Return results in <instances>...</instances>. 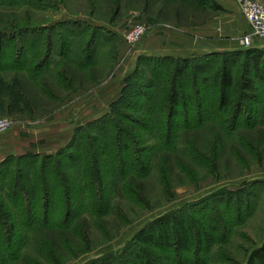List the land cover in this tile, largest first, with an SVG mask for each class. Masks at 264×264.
I'll use <instances>...</instances> for the list:
<instances>
[{"label": "rangeland", "instance_id": "374dc122", "mask_svg": "<svg viewBox=\"0 0 264 264\" xmlns=\"http://www.w3.org/2000/svg\"><path fill=\"white\" fill-rule=\"evenodd\" d=\"M179 1L0 0V19L9 26L4 30L5 40L0 43L3 46L0 59V119H10L12 127L30 119L35 121L44 117L49 121L62 114L67 102L73 103L72 95L76 91L88 86L89 82L81 72L87 71L92 65V83L89 87L96 88L113 77L112 73L123 63L121 56L132 58L126 70V87L136 89L138 86L150 87V84L159 83L167 86V74L162 71L156 74V65L149 60L140 61V58L147 57L143 55L142 47L153 25L151 12L164 10V19L169 20L170 24H161L168 26L159 27L180 29V33L191 36L193 33L189 29L203 27L221 14L213 10L210 4L199 7L193 0ZM258 1L264 4V0ZM177 5H180L179 12L173 11V14L177 20L180 16V24L172 20L169 12L177 10ZM237 5L241 14L240 4ZM15 20L22 21L19 25L21 30L16 31V26H13ZM137 24L145 25L146 31L136 45L130 46L124 36ZM92 32L96 40L93 48L87 45ZM16 34H19V39L12 41L11 38ZM217 35L219 38L224 37V28L218 29ZM242 37L239 36L235 41L238 51L207 60L208 75L221 68L224 60L232 79V86L224 90L227 107L222 113L221 127L215 124L214 118L208 121L205 118L200 126L193 119L190 120V127H186L179 116L172 124L169 122L170 137L164 138L167 108L158 111L159 97H155L153 104L148 103L147 98L153 96L154 91L144 88L141 92L146 95L137 99L136 109L124 110L123 116H112L110 110L107 115L112 116V119L109 118L113 120L112 126L109 120L103 124L105 127L102 124H79L78 118L72 122L77 126L76 129L81 130L74 138L73 131L69 142L72 148L64 147L62 156L55 154L47 162L42 156L35 160L10 157L0 161V204L6 206V213L11 215L16 225L17 239L16 245H12L10 250H1L0 264H46L42 260L45 249L41 243H37L31 229L24 225L28 217L24 211V201L18 202L14 197L15 186L21 189L24 200L27 176L38 184L34 180L41 171V165L48 164L43 168L47 178L57 183L55 195L58 191V197H61L66 184L60 182L66 179L75 181L72 188L83 189L84 175L80 173L91 164L94 153L98 156L97 168L104 171L107 165L110 172H115L110 161L113 154L110 146L113 138L118 136V127L126 129L127 137H119L124 145L121 155L123 160L131 161L130 175L134 186L139 185L141 189L145 206H139L132 197L115 190L109 204L119 207L126 222L120 220L116 211L95 220L97 224H92L94 219L83 214L79 221H86L88 225L82 229L84 233L79 249L64 254L60 263L56 264H96L109 256L113 263H117L120 253L147 224L170 216L184 220L194 218L202 225L219 222L221 230L216 235L218 242L210 253L198 254L196 249L195 254H185V259L181 260L172 253L165 255L166 252L152 249L156 258L165 255L174 264H247L250 254L264 244V63L262 58L253 61L241 50L239 42ZM48 48L52 49V57L46 80L51 81L50 85H46L49 91L45 93L27 76L29 70L45 56ZM87 48L91 51H83ZM85 53L94 56L87 63L83 59L86 58ZM61 54L63 56L60 59ZM62 72L66 75L64 79L61 77ZM155 75H158L157 80ZM244 78L252 82L248 90L240 85ZM178 82L180 84V79ZM126 87L120 99L130 92ZM206 89L209 90L205 94L216 96L213 83H209ZM236 105H241L244 112L234 121L232 109ZM247 112L250 121H247ZM133 156L147 162L148 168L142 174L145 179H140L142 177H139L137 167L132 168ZM31 200L41 209L39 200L35 201V197ZM57 206L60 220L68 218L72 210L67 213L64 205ZM34 216H37L35 212ZM99 226H103L104 233L99 230ZM61 249L63 252L64 249ZM137 251V246H131L125 256L128 258Z\"/></svg>", "mask_w": 264, "mask_h": 264}, {"label": "trees", "instance_id": "16d2710c", "mask_svg": "<svg viewBox=\"0 0 264 264\" xmlns=\"http://www.w3.org/2000/svg\"><path fill=\"white\" fill-rule=\"evenodd\" d=\"M170 1L180 3L179 0ZM193 1H195L199 7H201L200 5L206 6L207 4H210L211 8L216 12H222L221 8L212 0ZM175 9H177V7H175ZM178 12V9L175 10V13ZM20 24H22L21 20L13 21V26H16V31L21 30V27H19ZM8 28L9 26L5 24L2 19H0V43L5 40L6 31L4 30ZM92 31H95V29H92ZM18 35L19 34H16L13 38H11L12 41L19 39ZM95 43V34L92 32L87 45L93 48ZM50 44L51 43L49 42L48 45ZM2 48L3 46L0 44V59L1 55H3ZM83 51L90 52L91 49L89 50V48H87ZM243 52L248 54L253 61H259L260 58H262L263 61H261L264 63V52ZM231 53L232 52L211 53L194 59L140 58V61L149 60L154 63L157 69L155 70L156 74H159V71H162L164 74L169 76L166 82L167 86L164 87V85H160L159 83L153 86L150 84V87L138 86L136 89L135 87L131 89L129 86L126 87L125 82L126 90L129 89L130 92L124 98L122 96L121 99L111 106L110 110L112 112L110 113L112 116H120V114L123 116L124 110L130 111L136 109L138 107L137 99L146 95L144 92H141L145 88L154 91L153 96H149L147 98L148 103L153 104L155 97H159L160 102L158 101L157 104L159 107L158 111L162 110L163 107H165V109L167 108V128L165 127L164 130V138L170 137L171 127L169 122L172 124V121L179 116L183 118L186 127H190V120L193 119H196L200 126L205 118H207V121L210 118H214L215 124L221 127L222 113L227 107L224 90L232 86V79L229 72L226 70V63L224 60L221 68L212 71L211 75H208V61L209 58L215 59L218 57H225L228 54L231 55ZM85 55L86 58L83 59L86 60V63L91 60V57H94L93 54L88 56V53H85ZM62 56L63 54L59 55V58L61 59ZM51 57L52 49L48 48L45 56L35 65L33 69L29 70L30 73L28 74L27 79L30 81L40 82L41 79L44 78L45 85H47L48 83L46 78L49 77L50 70L48 69V66ZM161 68L162 70H160ZM154 78L157 80L158 75H155ZM179 79L180 84L178 82ZM209 83H213L216 87V96L212 94H205L209 90H205V87ZM240 85L243 86L245 90H248L251 88L252 82H247V79L244 78V81L240 82ZM166 87L167 89L164 90ZM156 88H158V91ZM47 91L49 90L46 89V93ZM209 100L214 103H209ZM242 112H244V110L241 105H236L235 108L232 109V118L234 121H236L237 117ZM112 116L107 115L87 125H103L108 122V120L111 124V121L113 120L110 121L109 118L112 119ZM247 117V121H250V114H248V112ZM132 123L134 125L136 124L134 121H132ZM80 130L81 128L75 130L73 138L80 132ZM117 131L118 136L113 138L112 145L110 146L113 149V151H111L113 154L110 161L113 162V169L115 172H110L111 170L107 165L105 166L104 171L97 168L96 165L98 156L94 153L92 155L91 164L87 165V168L80 173L81 176L84 175L83 189H75V187L72 188L71 185L75 183V181L73 180V182H71L69 179H66L60 182L63 185L66 184L61 197H58V191L55 195L57 183L54 180H49L47 178L45 169L43 168L48 164L44 166L41 165V171H39L38 177L34 180L38 184H35L32 181V178L27 176V184L25 185L27 189L26 191L24 190V200L20 194L21 189H18L17 186H15L16 190L14 197L18 199V202L24 201V211H26L28 217V220L24 225L31 229L37 243H41V246L45 249L46 256L44 254L42 256V260L46 264L60 263L64 254L72 253V251L79 249V243L82 241L81 236L84 233L82 229L88 225L86 221H79V218L83 216V214L89 216L91 220L94 219L92 224H97V221L95 220L110 216L114 213V211L117 212L116 214L120 217L121 221L126 220V218L121 214L119 207L116 208L115 206L113 207L109 204L110 197L113 196L115 190V192H120L124 194V196L129 195L134 201H136V203H138L139 206H145L144 198L141 196V189L139 185L134 186V180L130 175L129 167L131 165V161L128 162L123 160L121 155L124 145L121 144L119 137H127L125 133L126 129L123 127L119 129L118 127ZM69 148H72V143L68 144L64 149ZM104 153L102 155H104ZM55 154L56 156H62L63 153L60 150ZM54 155L43 157V159L47 162V160H51ZM24 158L35 160L36 158H39V156L28 154L25 155ZM211 158L215 160V158ZM136 167L140 171L139 177H142L140 179H145V176L142 174L144 173V169L148 168L147 162L144 159L141 160L138 156H133L132 168ZM108 170L111 177L109 176ZM105 179L108 180L105 181ZM90 186L94 187L90 188ZM231 195H233V193H231ZM32 197H35V201L39 200L41 209H39L37 204H34L33 200H31ZM58 198H60V200H58ZM61 204L65 206L67 213L69 210H72L70 211L68 218L63 220H60L57 212L59 209L57 205ZM29 207L30 211H28ZM2 209L5 211L3 212ZM36 209H38V211H36ZM6 211V206L4 207L0 204V261L2 259L1 250L3 248L5 250H10L12 245H16L17 243L15 236L16 225L12 221L11 215H8ZM40 211H42V213ZM34 212L37 216H34ZM220 226L221 224L219 222L202 225L194 218L189 220H184L182 218L178 219L173 216L161 218L147 224L134 237L133 242L129 243V245L120 253L117 263H113V261H111L112 257L109 256L107 258H103L96 264H174L172 259L168 260L169 258L165 255L172 253L178 258L180 257L181 260V258L185 259V254H195L196 249L198 254H207L210 253L211 249L218 242L216 235L220 233ZM99 230L104 233L103 226H99ZM37 236L40 237L39 240L36 239ZM131 246H137L138 251L135 254H131L127 258L125 255L127 251L131 249ZM61 248L64 249L63 252H61ZM152 249H157L161 251V253L166 252L164 255L165 258H156L151 251ZM247 264H264V244L250 254Z\"/></svg>", "mask_w": 264, "mask_h": 264}, {"label": "crops", "instance_id": "0c3cea01", "mask_svg": "<svg viewBox=\"0 0 264 264\" xmlns=\"http://www.w3.org/2000/svg\"><path fill=\"white\" fill-rule=\"evenodd\" d=\"M212 1L221 8V14L203 27L189 29L193 33L192 36L180 33V29L161 28L168 26L161 24H170L169 20L164 19L162 14L164 10L152 9L153 25L147 36L148 40L142 47L143 55L147 56L146 58L194 59L211 53L238 51L235 41L239 36H245L250 32L249 25L240 14L238 1ZM176 7L180 9V6ZM173 11L175 12V10L169 12L174 21L177 18L174 17ZM179 19L178 24H180ZM221 27L224 28V37L219 38L217 30ZM121 58L123 63L112 73L113 77L96 88L89 87L92 83V65L87 71L81 72V75L85 74L89 84L72 95L73 103L67 102L64 105L63 115L58 114L49 121L43 119L44 117L35 121L26 120L24 124H14L5 134L0 135V161L10 157L20 158L28 154L42 158L54 155L69 144L77 127L72 122H76L77 118L80 119L79 124H90L107 115L111 106L120 99L125 87L126 70L132 60L131 56H121ZM63 73L62 79L66 78ZM49 82L47 80L48 84ZM36 83L40 91L46 93L44 78Z\"/></svg>", "mask_w": 264, "mask_h": 264}, {"label": "built area", "instance_id": "2783aa9c", "mask_svg": "<svg viewBox=\"0 0 264 264\" xmlns=\"http://www.w3.org/2000/svg\"><path fill=\"white\" fill-rule=\"evenodd\" d=\"M237 1L241 7V14L250 28V32L239 42L241 50L264 52V4L258 0ZM145 31V25H134L125 33L124 39L128 45H136L144 36ZM11 127L10 119H0V135L6 133Z\"/></svg>", "mask_w": 264, "mask_h": 264}]
</instances>
